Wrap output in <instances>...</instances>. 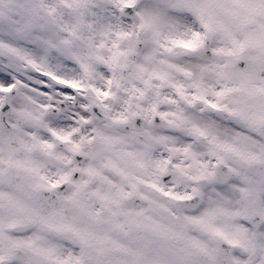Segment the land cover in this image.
<instances>
[{
    "label": "snow or ice",
    "instance_id": "1",
    "mask_svg": "<svg viewBox=\"0 0 264 264\" xmlns=\"http://www.w3.org/2000/svg\"><path fill=\"white\" fill-rule=\"evenodd\" d=\"M0 264H264V0H0Z\"/></svg>",
    "mask_w": 264,
    "mask_h": 264
}]
</instances>
